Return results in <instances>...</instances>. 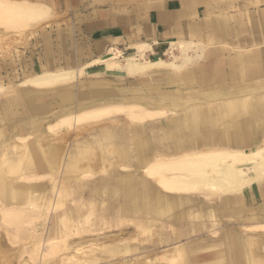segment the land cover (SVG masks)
I'll use <instances>...</instances> for the list:
<instances>
[{"label": "rangeland", "instance_id": "obj_1", "mask_svg": "<svg viewBox=\"0 0 264 264\" xmlns=\"http://www.w3.org/2000/svg\"><path fill=\"white\" fill-rule=\"evenodd\" d=\"M58 28L59 26L49 21L48 24L40 23L28 30L0 32V85L4 87V90L0 91V110L10 94L20 92L24 88L22 83L26 77H30L29 74L41 71L43 68H63L75 70V77L67 84L42 88L44 92L39 93L35 98L36 103H44L48 106V110L41 113L43 118L37 119V121L42 119V126L45 129H40L39 133H35L36 136L48 132V126L55 124L62 116L70 114L69 110L76 106L75 101H62L58 94L63 92L73 95L84 91L88 93L84 104L95 103L98 105L96 107L143 103L148 107L142 106L152 111H164L160 108H167L170 111L165 116L146 119L140 124L136 121L132 122L124 112H113L106 117L92 119L93 122L89 120L75 123L72 128L64 127L59 133L63 135L65 132L64 137L57 134L60 136V142L57 135L53 137L50 134L45 135L50 136V140L55 137V143L64 144L66 152H75L77 145L82 144L84 139L98 140L106 128H114L117 135L121 136V140H124L123 145L130 149L126 158L107 153V158L117 165L110 166L106 173L100 171L99 167L95 169L93 175L83 177L84 179L79 183L75 182L77 177H69L67 171L54 172L47 169L46 164L39 160L40 150L36 143L37 138L33 136L28 138L25 143L27 142L28 149L38 167V171H35L37 177L33 178L34 180L24 179L18 174L4 175L0 170V183L6 177L13 180L12 188L6 190L8 200H14L16 191L19 189L36 192L37 194L32 193L30 198L39 206V212H34L38 215L30 212V216L20 227L4 225L7 232L1 229L3 236L0 234V239H4H1L4 248H0V263L5 262V259H8L7 261L15 259V262L12 261L13 264H18L19 260L23 261V264L25 261V264H168L167 256L175 249L182 247L185 255L192 260V264H247V240L255 241L252 248L264 256V230L253 228V225L264 223V207L262 206L264 198L259 183H255L254 186V201L248 191L241 195L228 194L207 198L202 193H174L160 189L166 198L175 197L178 200L173 208L159 215H154L151 210L142 205L137 208V211L132 209L124 214L121 212L124 207L121 194L116 189L108 192L106 187L109 177L134 174L137 177L148 178L144 171L145 167L155 158L159 156L167 158L187 152L182 151V148L180 151L172 152V137L164 135V132H169L171 129L163 126L184 116L189 106L169 105L168 101L161 97V93L179 90L185 97L186 94L204 92V90L194 80L187 85L183 84L181 79L171 82L169 77L174 74V71L167 67L153 68L143 74L129 75L123 70H108L105 64L93 63V61L70 64L71 56L69 50L61 46ZM98 83L102 84L103 89H100L103 92L94 95L92 90ZM182 85L183 87H180ZM195 95L193 94V97ZM204 97L205 95H200L196 98L197 100L194 99V102H204ZM205 99L208 100V98ZM22 123L27 131L31 130V123L26 117L14 116L6 120L2 119L0 114V125L7 134V141L12 136V129L16 124H18L16 125L17 134L23 133ZM33 130L31 132H34ZM140 133L143 134L150 148L148 160L145 163L139 162L135 151ZM176 135V140H179L181 138L178 136L179 130L176 131ZM62 140H65V143ZM181 146L187 148L188 145ZM123 164L126 167H122ZM41 165H45V169H42ZM26 180H29V184ZM151 181L160 188L154 180ZM97 184L100 196L93 195L92 189ZM0 188L2 190V187ZM56 190L63 191L64 204L59 209L52 208V203L57 197ZM45 196L48 197H46L48 201ZM2 206L0 201V207ZM26 210L30 211V208ZM63 221H69L68 226L71 225L74 234L70 230L64 233ZM149 224L151 226L147 228ZM77 225L85 228V231L76 234L75 226ZM1 226L3 224L0 220ZM140 227L145 228L140 229ZM145 229L147 231H144ZM66 235L68 236L63 241L64 250L55 258L49 257L43 260L48 244L53 241L51 239ZM236 240L242 241L239 247L233 244ZM125 243H129L133 251L119 252ZM37 244H41L38 251ZM76 246L81 248L77 250Z\"/></svg>", "mask_w": 264, "mask_h": 264}, {"label": "crops", "instance_id": "obj_2", "mask_svg": "<svg viewBox=\"0 0 264 264\" xmlns=\"http://www.w3.org/2000/svg\"><path fill=\"white\" fill-rule=\"evenodd\" d=\"M28 1L49 7L51 17L42 24H48L50 21L55 26H59L61 46L69 50L70 64H83L88 61L108 58L115 49L121 50L125 55H132L136 53L137 47L143 44H147L151 48L147 54L151 61L164 58L174 59L173 57L180 55L178 48L172 50V57L166 56V52L172 47V44L185 43L188 46L189 52L187 50L186 52L190 59L179 70L167 67L174 71L169 79L171 82L181 79L186 85L196 81L204 92L193 93L197 97H193V94H186L184 97V94L179 90L161 93V97L168 101L169 105L183 104L189 106L184 116L163 126L171 129L170 134L166 131L164 135L172 137V152L180 151L181 148L182 151H187L183 154L224 147L246 150L264 143V0ZM4 28L1 25L0 32L13 31ZM196 47L199 48L196 50L197 53L194 51ZM176 61L178 64L182 62L178 59ZM62 69L43 68L35 73ZM146 71L138 74H143ZM70 81L56 84V86L67 84ZM22 86L24 88L20 92L10 94L9 98L6 99L3 108L0 110L1 118L9 120L10 117L14 116L26 117L31 123V130L34 129V132L27 131L24 123H22L23 133L16 134L12 129V136L2 146L14 145L20 141V137H26V140L31 136L36 138L35 133H39L40 129L44 128L42 119L38 121L37 119L43 118L41 113L48 110V106L44 103H36L35 98H37L38 92H44L42 88L47 87L23 83ZM99 88L103 89L101 83H98L97 86L94 85L92 91ZM64 89L67 88L64 87ZM58 95L63 102L75 101L77 103L71 108L73 110L70 109L72 112H77L79 108L98 106L95 103L84 104L85 99L88 98V93L84 91L73 95L69 92ZM200 95H205L204 102H194V99ZM181 96H183V101H181ZM160 109L170 111L167 108ZM176 128L180 131L178 136L181 138L179 140H176V131H178ZM113 129L106 128L103 130L101 138L96 141L84 139L83 145H77L76 151H70L71 154L75 155L79 148L88 143L95 145L97 149H100L101 145L119 143L125 152L124 156L119 158H126L130 149L123 145L124 140H121L120 135H117ZM0 131V135L6 139L7 134L1 125ZM182 144L188 145L187 148H183ZM135 151L140 163H145L148 160L149 143L142 133L139 134ZM67 155L61 171H68L66 166L72 159ZM113 164L117 165L114 161ZM41 167L45 169V165H41ZM36 171H38L37 166ZM83 179L76 178L75 182L79 183ZM151 180L153 179L137 177L134 174L117 175L116 179L108 178V186L106 187L108 192L116 189L121 194L124 206L121 210L123 214L132 209L137 211V208L142 205L151 210L154 215H159L167 209L173 208L178 200L175 197L166 198L163 191L160 190L161 187L157 188ZM255 183L260 184L264 198V182L256 181ZM255 183L246 190L252 201L255 200ZM117 185H120L121 189ZM97 186L98 184L92 189L93 195L100 196L101 193L97 191ZM162 190L171 192L166 189ZM192 193L196 192L185 194ZM262 206L264 207V204ZM149 226L151 224L147 228ZM142 228L145 227H140V229ZM236 241L233 244L239 247V243L242 241ZM250 241L254 242L247 240L246 253L248 254L245 255L247 264H249V255L252 251L249 249ZM126 245L128 246L126 247ZM122 248L119 252L133 251L129 243H125ZM170 255L167 256L169 261L172 260L169 264H192V260L185 255L182 247L175 249Z\"/></svg>", "mask_w": 264, "mask_h": 264}, {"label": "bare ground", "instance_id": "obj_3", "mask_svg": "<svg viewBox=\"0 0 264 264\" xmlns=\"http://www.w3.org/2000/svg\"><path fill=\"white\" fill-rule=\"evenodd\" d=\"M49 17H51L50 9L44 4L35 3L28 0H0V26L2 25L3 27L9 30L12 29L13 32L14 31L17 32L18 30L19 31L28 30L42 22H45V20H49L50 19ZM174 48H178L180 51V55L178 57H173L174 59L164 58V59H159L157 61H151L147 57V54L149 51H151V48L149 45L143 44L138 46L136 53L132 55H124L121 50L115 49L108 58L97 59L94 61L96 63L105 64V67L108 70H113V69L123 70L132 75L144 72L149 69L160 68V67H171L179 70L190 59V56H188L186 52L188 46L185 43L172 44V47L166 52L167 57H172V50H174ZM196 50H199V48L196 47L194 51L196 52ZM177 59L182 61L181 64L177 63L176 61ZM74 77H75V71L63 70V69L52 70V71L47 70V71L35 73L34 75L27 77L23 83L28 85H34L37 87H49V86L53 87V85L56 86V84L70 81ZM3 89L4 87L0 85V91H2ZM93 92L102 93L103 90L99 88V89H95ZM113 112L114 113L124 112L127 115V117L130 120H132V122L136 121L140 124V122H143L146 119L149 120L151 118H156V117L158 118V116L161 115L165 116V114L168 113L169 111L167 110L152 111L148 108H145L141 104H137V103H132L129 105H110L103 107L79 108L77 112L71 111L70 114L62 116L55 124L50 125L48 127L49 131L47 130L48 132H44L36 136L37 138L36 143L40 150L39 152L41 158L40 160H42L43 163L44 162L46 163V166L50 171L55 172L61 170V167L64 166V159L65 156L68 154L72 159L71 162L66 166V169H68L67 174L69 175V177L76 176L77 178L82 179L83 177L86 176L88 177L90 175H93L95 173L94 172L95 169L99 167H100V171L106 173L109 167L110 166L112 167L113 165V161L107 159L106 157L107 153L113 154L116 157H120V156L123 157L125 152L121 144L116 145L115 143V144H107L105 146L101 145L100 149H97L95 145L88 143L84 145V147L81 146L82 148H79V151L77 150L78 152L75 155H72L70 151L66 152L65 150L66 147L64 144L55 143L56 141L54 140L55 137L53 140L52 139L50 140L49 139L50 136H45V135L50 134L51 137H53L59 134L60 132H62L64 127L72 128V126H74L75 123H82L89 120L92 121V119L97 120L104 116L106 117V115H109ZM68 131L70 130L68 129ZM13 132L17 134L16 125L13 128ZM64 133L63 135H65ZM59 135L63 136L61 134ZM59 135H57L58 139L60 137ZM2 136L3 135H0V147L6 141V139H4ZM19 140L20 141L18 143L15 142L16 144L14 145L6 144L7 146L1 147L0 170H2L4 175L12 176L18 174V175H22L24 179L34 180L33 178L37 177L35 174L36 166H35L34 158L30 153L31 151L28 149L27 143H24L26 137H20ZM60 140L61 139H59V142ZM62 141L64 142L65 140ZM122 167H126V165L123 164ZM144 171L149 178L156 181L157 185H159L161 189H166L171 192H176V193L196 192V193L204 194L207 198H213L216 196H220V195L222 196L228 194H242L249 187H251L253 183H255L256 181H260V182L264 181V143L261 145H256L246 150L235 149L233 147L232 148L224 147L220 149H211L207 151L205 150L195 151L177 157L166 158L163 156H159L155 158L154 161L151 162L145 168ZM28 173L32 175L29 176L27 175ZM12 181H13L12 178L6 177L0 183V187H2V190H0V201L3 204V206L0 207V220L2 221L3 224V226L0 227V234H1V229L6 230L4 225L8 224L14 227H20V225L26 220V218L30 216V212H33L34 215H38L35 213L39 212V206L35 203V201L31 200L30 198V195L32 193L37 194L36 192L19 189L16 191V196L14 200L7 199L6 190H10L12 188L11 187ZM26 181H28L27 183L29 184V180ZM123 183L125 184V182ZM118 187L121 189L120 185ZM24 191L26 192L24 193ZM56 192H57V197L55 201L52 203L53 204L52 208L59 209L62 208L64 204L63 191L56 190ZM42 197L40 198L42 199ZM46 197L47 196H45V198ZM42 201L44 202V200ZM47 201L45 200V202ZM26 208H30V211L26 210ZM44 211L45 210H43V212ZM47 216L49 215L47 214ZM36 217L39 218V216ZM36 217L34 218L36 219ZM45 217L46 216L44 215V218ZM68 222L69 221H63V231L66 234L70 230L74 234L73 228L70 227L71 225L68 226L69 225ZM82 228L83 227H81L80 225L75 226L76 229L75 233L77 234L79 232L85 231V228L83 229ZM253 228H255V230L256 229L264 230V223L257 224ZM67 236L68 235L61 236L56 239H51L53 241H50V243L48 244L46 251L43 255V260H46L49 257L50 258L57 257L59 253L64 250L63 241L66 240ZM1 239L4 240L3 238ZM1 239H0V248L1 247L4 248V246H2L3 244H1L3 242L1 241ZM252 245L253 242L250 241L249 249H251L252 251H250V255H249V264H264V256H262V254L257 253L254 250V248H252ZM10 247L12 246L10 245ZM76 247L77 250L81 248L80 246H76ZM40 248H41V244H37L36 250L38 251L40 250ZM7 260L8 259H5V262L3 261L2 264L3 263L13 264L15 262L14 261L15 259L11 261H7ZM22 262L23 261L19 260L18 264H23ZM120 264H128V263H120Z\"/></svg>", "mask_w": 264, "mask_h": 264}]
</instances>
